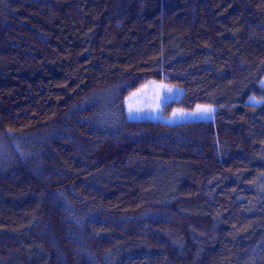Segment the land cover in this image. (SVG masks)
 <instances>
[{
    "label": "trees",
    "instance_id": "obj_1",
    "mask_svg": "<svg viewBox=\"0 0 264 264\" xmlns=\"http://www.w3.org/2000/svg\"><path fill=\"white\" fill-rule=\"evenodd\" d=\"M263 81L264 0H0V264H264Z\"/></svg>",
    "mask_w": 264,
    "mask_h": 264
},
{
    "label": "rangeland",
    "instance_id": "obj_2",
    "mask_svg": "<svg viewBox=\"0 0 264 264\" xmlns=\"http://www.w3.org/2000/svg\"><path fill=\"white\" fill-rule=\"evenodd\" d=\"M181 94L182 90L178 86L166 81L151 79L126 98L125 106L128 116L131 119H151L169 124L215 119L218 109L215 104H198L193 109L176 106L169 108V104L180 98ZM250 100L257 104L262 101L255 97ZM203 109L207 111H201Z\"/></svg>",
    "mask_w": 264,
    "mask_h": 264
},
{
    "label": "snow or ice",
    "instance_id": "obj_3",
    "mask_svg": "<svg viewBox=\"0 0 264 264\" xmlns=\"http://www.w3.org/2000/svg\"><path fill=\"white\" fill-rule=\"evenodd\" d=\"M130 111H131V109H130ZM201 111H207L206 109H203V110H201Z\"/></svg>",
    "mask_w": 264,
    "mask_h": 264
}]
</instances>
